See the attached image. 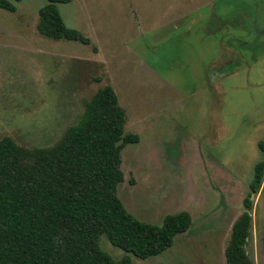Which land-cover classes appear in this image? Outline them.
<instances>
[{
	"label": "rangeland",
	"instance_id": "rangeland-1",
	"mask_svg": "<svg viewBox=\"0 0 264 264\" xmlns=\"http://www.w3.org/2000/svg\"><path fill=\"white\" fill-rule=\"evenodd\" d=\"M46 0L0 8V137L54 144L110 84L125 109L117 195L136 218L191 225L162 253L130 264H225L231 226L264 160V0H71L58 3L89 43L37 30ZM245 245L264 264V177L250 196ZM100 247L126 252L105 235Z\"/></svg>",
	"mask_w": 264,
	"mask_h": 264
},
{
	"label": "trees",
	"instance_id": "trees-1",
	"mask_svg": "<svg viewBox=\"0 0 264 264\" xmlns=\"http://www.w3.org/2000/svg\"><path fill=\"white\" fill-rule=\"evenodd\" d=\"M0 0L14 12L15 2ZM46 0L38 10V32L51 39L89 43L69 28L58 3ZM126 112L110 84L85 101L77 123L67 127L49 146H23L0 137V264H130L132 254L155 256L187 231V211L164 215L161 224L142 221L117 195L124 180L121 150L139 141L125 132ZM259 146L264 150L263 143ZM264 160L255 163L244 211L231 226L224 249L225 264H253L245 245L251 226L252 193L260 189ZM126 252L116 259L100 247V236ZM247 238V239H246Z\"/></svg>",
	"mask_w": 264,
	"mask_h": 264
},
{
	"label": "water",
	"instance_id": "water-1",
	"mask_svg": "<svg viewBox=\"0 0 264 264\" xmlns=\"http://www.w3.org/2000/svg\"><path fill=\"white\" fill-rule=\"evenodd\" d=\"M247 239V238H246Z\"/></svg>",
	"mask_w": 264,
	"mask_h": 264
}]
</instances>
